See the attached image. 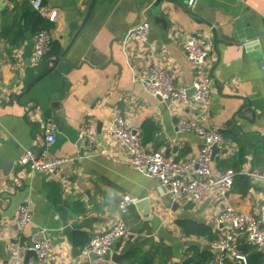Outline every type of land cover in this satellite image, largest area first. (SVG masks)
I'll return each instance as SVG.
<instances>
[{
	"label": "crops",
	"instance_id": "obj_1",
	"mask_svg": "<svg viewBox=\"0 0 264 264\" xmlns=\"http://www.w3.org/2000/svg\"><path fill=\"white\" fill-rule=\"evenodd\" d=\"M154 2L41 0L35 9L32 0H0V264H182L187 258L190 264H210L209 242L221 227L214 195L197 202L161 195L159 181L133 169L107 131L119 107L145 149L184 161L197 156L201 141L178 131L176 122L196 116L225 139L213 156V174L227 168L264 172V0H195L191 7L187 0H162L156 7ZM31 13L52 22L51 50L37 66L29 60ZM144 18L150 21L147 41L126 38L127 28ZM201 33L210 34L212 48L206 62L212 77L207 106L163 104L146 93L141 78L153 63L165 68L176 85L191 88L193 68L183 45L187 36ZM44 115H52L58 128L49 155L69 158L55 174L32 172L19 163L25 150L43 146ZM86 124L97 134L90 153L78 146ZM122 195L138 205L119 213ZM225 200L254 214L264 191L238 175ZM25 202L32 222L19 231L18 209ZM119 215L127 234L110 253L82 255V245ZM181 221L204 224L213 238L185 233ZM36 226L48 231L51 257L41 261L25 253L12 262V240ZM244 246L247 264H261L250 259ZM129 251L136 256L127 259ZM114 253L121 255L120 263L112 260Z\"/></svg>",
	"mask_w": 264,
	"mask_h": 264
},
{
	"label": "built area",
	"instance_id": "obj_2",
	"mask_svg": "<svg viewBox=\"0 0 264 264\" xmlns=\"http://www.w3.org/2000/svg\"><path fill=\"white\" fill-rule=\"evenodd\" d=\"M195 0H187V7L193 6ZM35 9H40L41 0H32ZM54 15H51L52 20ZM150 27L149 18L131 25L125 32L126 38L146 42ZM52 36L48 29L38 28L33 33V42L29 55L32 66H37L51 50ZM185 57L192 65L193 77L191 88L178 86L165 68L153 63L148 72L141 78L143 89L161 103H180L205 108L209 101L211 74L206 66L212 51L210 34L201 33L186 37L183 45ZM180 132H191L201 141L196 157L175 161L164 153L147 150L142 143V137L137 130L130 127L119 107L113 109L112 124L107 136L121 147L128 157L129 163L137 172L159 181L158 190L161 195H168L173 201L185 199L200 201L204 196L213 194L215 202L220 204L217 213V223L220 234L209 242L212 252L210 264H227V261H239L247 264L246 255L240 248L243 243L262 253L264 264V202L254 214L239 211L225 200V195L233 188L238 175H245L251 181L261 185L264 191V172L257 170L235 171L227 168L217 174L211 169L212 147L222 149L225 139L217 129L201 124L196 116H183L176 122ZM57 123L52 115H44L42 132L44 143L39 150L27 149L19 159V163L32 172L55 174L60 167L69 161L67 157H52L49 148L55 143ZM1 130V125H0ZM79 149L82 153L92 152L97 144V134L86 124L79 133ZM136 203L129 195H122L118 202L119 213ZM32 222L29 203L19 206L17 228L22 231ZM127 234V227L118 216L106 230L93 234L87 243L82 245L80 252L84 256L103 257L110 253L116 240ZM27 251H33L38 260H46L53 253V246L47 229L36 226L31 232L19 235L12 240L8 253L12 262L18 263Z\"/></svg>",
	"mask_w": 264,
	"mask_h": 264
},
{
	"label": "trees",
	"instance_id": "obj_3",
	"mask_svg": "<svg viewBox=\"0 0 264 264\" xmlns=\"http://www.w3.org/2000/svg\"><path fill=\"white\" fill-rule=\"evenodd\" d=\"M30 18V23L32 24L33 30L35 31L38 28H45V29H50L52 27V22L49 21L48 19L42 18L40 15L37 13H31L29 15ZM143 143V142H142ZM181 227L183 228L185 233H192V234H198V235H206L208 238H213L211 234L210 228L205 226L204 224L201 223H195L191 221H181L179 222ZM90 239V238H89ZM88 239V240H89ZM87 240V242H88ZM86 242V243H87ZM253 248L250 246H244V251L250 253V259H253L256 263L262 264V254L259 252H253ZM136 256L135 251H129L126 254V258H134Z\"/></svg>",
	"mask_w": 264,
	"mask_h": 264
},
{
	"label": "water",
	"instance_id": "obj_4",
	"mask_svg": "<svg viewBox=\"0 0 264 264\" xmlns=\"http://www.w3.org/2000/svg\"><path fill=\"white\" fill-rule=\"evenodd\" d=\"M161 1L162 0H155L154 7L158 6ZM152 15H153V19L155 20V22L162 23V25L165 26V20L162 17H158L156 13H152ZM53 73L56 74V75H59L63 79V77L57 71H53ZM48 78H49L50 82L53 83V75L52 74H48ZM192 92H193V89L190 88L189 91H188V94L191 95ZM79 144H80V142L78 143V146H79ZM218 151H219V149H217L216 146L212 147V159H213V156ZM135 204L138 205L137 203H135ZM29 255H35V253L33 251H27L26 252V257L29 256ZM112 260L117 262V263H120L121 262V255L114 253L112 255ZM190 263H191V258H187V259H185L183 261L182 264H190Z\"/></svg>",
	"mask_w": 264,
	"mask_h": 264
}]
</instances>
